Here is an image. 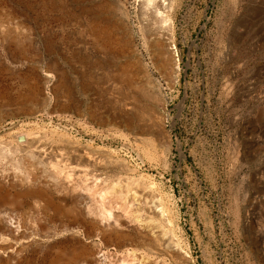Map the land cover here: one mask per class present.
Returning <instances> with one entry per match:
<instances>
[{"label": "rangeland", "instance_id": "rangeland-1", "mask_svg": "<svg viewBox=\"0 0 264 264\" xmlns=\"http://www.w3.org/2000/svg\"><path fill=\"white\" fill-rule=\"evenodd\" d=\"M165 4L0 0V148L16 147L25 134L59 151L65 172L81 169L70 185L86 192L95 212L101 196L110 202L120 194L106 218L131 239L80 230L87 250L109 254L113 264H264V0ZM94 15L109 34L104 51L91 40ZM153 35L171 38L176 54L163 58L174 67L158 61ZM9 170L0 163V174ZM52 195L57 210L31 197L0 203V220L28 234L26 260L17 264L55 255L40 241L43 227L75 226L69 197ZM132 198L158 206L165 222ZM141 214L160 243L180 248L179 259L140 244ZM57 238V247L75 248Z\"/></svg>", "mask_w": 264, "mask_h": 264}, {"label": "bare ground", "instance_id": "bare-ground-1", "mask_svg": "<svg viewBox=\"0 0 264 264\" xmlns=\"http://www.w3.org/2000/svg\"><path fill=\"white\" fill-rule=\"evenodd\" d=\"M145 1L147 5L159 3L160 4L159 6L160 7L163 6L162 8H164V6L166 7L165 2L167 0H145ZM154 13L155 15L161 17V20L163 23L169 22V19L164 17L163 14L159 12L158 9H155ZM98 16L94 15L92 16V18L91 16L89 18L90 35H91V40L93 42V45L97 49H99V51H104L106 49L107 42L110 41V38L107 32H104L101 30L100 23L98 21ZM114 29H116L115 31H118L120 28H117L116 26H114ZM118 35L119 33L117 34V36ZM151 42H152L153 52L157 56L158 61H159V58L163 59L162 67L163 68L172 67V66L174 67L175 65H174L173 60L170 59L166 61V59L163 58V55L165 54V52L169 50L174 52V54H176L174 51L175 48H174V45L172 44L171 38L167 37L162 42L160 41V38L158 36L153 35ZM116 45L117 46L122 45V41L119 37L117 39ZM125 76H126L125 78L127 82L129 84H132L133 76H131L130 73L127 71L125 72ZM15 138H16V141L18 142V145L16 147H13V148L4 147V149L0 148V163L3 162L6 165H9L10 167V170L6 174H0V203L1 204L3 203L19 204L20 201H22L24 197H31L41 202L45 211L52 209V208L57 210L58 207H56L55 205L56 201H54V197L52 195V191L54 189L62 197L60 199V202H64L66 197H69V199L73 203L71 212L75 214V216L73 217L75 226L72 225V226H69L68 228L55 230V231H52L44 227L42 228V240L40 241L46 244V246H49V251H55L57 248L55 255L53 257L51 256L46 264H113V261L110 259L111 257L109 254L102 253V252L100 253L99 251L90 252L91 250L90 251H88L89 249L87 250V248L85 247L83 243V235L80 233V230H85L87 227L90 226L92 228L94 227L95 231L97 232L104 231V233H106L108 236L110 237L112 236L110 239H115V240L116 239H122V240L131 239L130 235H125L121 232L113 230V228H111L112 226L109 224L111 219L106 218L107 217L106 215L110 216L109 210H107L106 208L110 207V205H113L114 204L113 199H116V200L119 199L120 194L111 193L113 198L111 199L110 197L111 199V200L109 199L110 202L106 200L107 198H105L104 196H101L100 197L101 203L99 207L100 210L95 212L93 210L94 209L93 205L90 203V200L84 194L86 192L82 191V189H80L77 186L73 187L72 185H70V181L72 180V178L75 177V175L81 173V169L79 167H76V166L70 167L67 170V172H65L64 165H65V162L67 161V158H65L64 155H62L59 151H56L55 149L47 148L46 146H40V144L38 145L34 140L30 139L29 136L25 134L17 135ZM55 167H58V168L56 169ZM123 188L125 187L123 186ZM132 199L135 204L137 202V204L141 205L142 211H145L150 216L157 217V220L159 218L162 222H165L164 213L158 206H154V205H151V203H146V202L142 203V201H140L139 199H135V200L134 198ZM75 204H79V206L81 205L82 208L84 209L82 211H78L76 209ZM141 216H143V218L142 217L140 219L135 218L136 223H135V232H134L135 235L139 238L141 242L140 244H142V246H146L147 250H149L151 254H154L158 257L167 256V257H172L175 260L179 259L180 256L182 255V251H180V248H178L174 243H171L169 241L160 243V241H158V238L154 236V234H156L158 231L154 233L153 229L149 227L150 225L147 224L148 223L146 221L147 217L142 214ZM60 226H61V223H60ZM115 226L116 224L114 225V227ZM0 231L2 232V236L0 237V253H3L4 255L0 257V260H2L3 257H5L4 259L5 264H17V263L24 262L26 260L24 258V252L30 246V243L28 242V237H27L28 234L20 230L19 226L12 225L11 223L8 224L7 222H4L2 219L0 220ZM162 233H163V230H162ZM57 237L66 238L67 240H65L66 241L65 245L67 246V245L74 244L75 248L73 250H70V248L67 249L68 247L65 248V247H62L61 245H60L61 247L60 246L57 247L58 245ZM165 237H169V236H165ZM143 239L149 241L150 243L149 246L144 244ZM153 264H164V263H159L158 261L157 262L155 261L153 262Z\"/></svg>", "mask_w": 264, "mask_h": 264}]
</instances>
